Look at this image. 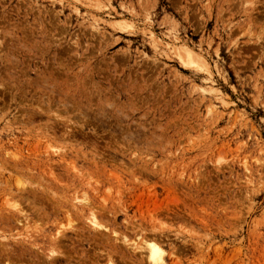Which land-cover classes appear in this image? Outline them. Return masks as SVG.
I'll list each match as a JSON object with an SVG mask.
<instances>
[{
    "label": "rangeland",
    "instance_id": "374dc122",
    "mask_svg": "<svg viewBox=\"0 0 264 264\" xmlns=\"http://www.w3.org/2000/svg\"><path fill=\"white\" fill-rule=\"evenodd\" d=\"M150 243L264 264V0H0V264Z\"/></svg>",
    "mask_w": 264,
    "mask_h": 264
},
{
    "label": "bare ground",
    "instance_id": "6f19581e",
    "mask_svg": "<svg viewBox=\"0 0 264 264\" xmlns=\"http://www.w3.org/2000/svg\"><path fill=\"white\" fill-rule=\"evenodd\" d=\"M188 52V51H187ZM186 52V53H187ZM189 55H191L190 53H188ZM186 58H187V60H191L190 59V57H189V59H188V57H187V55H186ZM82 116V115H81ZM52 175V174H51ZM83 197H85V196H83ZM80 201V200H79ZM12 204V203H11ZM13 204H15V202L13 203ZM83 204V203H82ZM11 207V206H10ZM17 210V209H16ZM15 211V210H14ZM94 213V212H93ZM93 213H91V214H89L88 215V219H87V222L89 223V225L91 226V228L92 229H96V228H98V227H100V225L98 224V222H97V220H96V217L94 216L95 214H93ZM21 214V213H20ZM17 220V219H16ZM28 220V219H27ZM21 221V220H20ZM102 227V226H101ZM91 229V230H92ZM100 229V228H99ZM106 228H104V230H105ZM93 231V230H92ZM96 231V230H95ZM59 232V231H58ZM58 232H56V234H58ZM59 235V234H58ZM58 235H56V236H58ZM59 237H61L60 235H59ZM56 241H54V242H52V244H51V248H50V250H47V251H49L48 252V254L50 255V257L53 259L54 258V256L55 255H58V254H60L55 248H57V246H56ZM148 245H149V243H147ZM146 244L143 242V245L142 246H139L138 248L136 247V249L138 250V249H140L141 250V248L143 247V246H145ZM34 248V247H33ZM147 253L148 254H146V255H148L147 257H148V263L149 264H158V263H160V262H162V250L159 248V247H157V246H155L154 244L152 245L151 243H150V246H147ZM35 249V248H34ZM42 256V255H41ZM44 257V256H43ZM48 257V256H47ZM12 258V257H11ZM50 258V259H51ZM51 259V260H52ZM144 259V258H143ZM54 260V259H53ZM145 261H146V259H145ZM42 262V261H41ZM6 263V262H5ZM146 263V262H145ZM8 264V263H7ZM10 264V263H9Z\"/></svg>",
    "mask_w": 264,
    "mask_h": 264
}]
</instances>
